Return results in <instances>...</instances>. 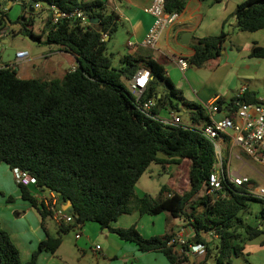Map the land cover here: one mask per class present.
I'll use <instances>...</instances> for the list:
<instances>
[{
	"label": "trees",
	"instance_id": "16d2710c",
	"mask_svg": "<svg viewBox=\"0 0 264 264\" xmlns=\"http://www.w3.org/2000/svg\"><path fill=\"white\" fill-rule=\"evenodd\" d=\"M34 1L57 4L68 11L80 8L93 25L84 27L78 21H62L52 28L49 18L47 29L36 35L31 28L35 19L27 17L29 11L13 24L0 0V28L5 30V38L10 29L20 25L19 33L12 31L14 36L24 34L73 55L79 62L75 71L51 80H22L16 68H0V166L22 169L36 180L34 186L19 187L23 200L40 213L46 232L45 222L51 218V212L36 197L38 190L61 193L65 202H72L74 222L59 227L57 237L48 233L26 263L9 233L1 230L0 264H37L43 251L56 254L64 242L63 235L88 222L135 243L141 252H162L171 264L190 263L188 256L170 245L174 231L145 238L136 226L112 227L120 217L134 211L186 220L194 232L191 243L206 248L204 263L208 264L214 256L215 264H236V259L245 255L246 244L264 235V199L251 193L254 181L236 187L228 179L223 180L222 191L214 195L206 192L199 197L207 191L218 162L213 143L196 127L211 122L205 107L188 101L167 77L164 66L151 57L140 60L127 55L120 68L114 66L107 38L118 31L117 16L108 13L102 0ZM186 4L187 0H167L166 9L182 13ZM23 6L30 7L27 3ZM234 15L236 31L264 30V0L245 1ZM230 36L224 26L218 36L195 40V55L186 60L198 69L205 68L223 55ZM252 57L264 58V48L254 47ZM142 62L151 72V80L141 100L157 101L153 111L156 115L170 109L183 113L185 124L166 126L138 111L123 78L132 80ZM162 84L166 85L165 93L159 91ZM242 101L250 105L258 102L255 94L246 92L242 99L232 103L220 99L217 106L233 118L239 109L238 102ZM185 160L191 162L189 191L181 194L164 186L158 199L137 194V185L152 164L181 166ZM252 201L262 204L257 214L259 225H249L243 218ZM213 233L219 238L214 239Z\"/></svg>",
	"mask_w": 264,
	"mask_h": 264
},
{
	"label": "crops",
	"instance_id": "0c3cea01",
	"mask_svg": "<svg viewBox=\"0 0 264 264\" xmlns=\"http://www.w3.org/2000/svg\"><path fill=\"white\" fill-rule=\"evenodd\" d=\"M102 1L105 2L108 13L117 16L118 23L116 34L111 39L107 38L108 45L115 36H120L124 42L126 41V50L121 56L119 68L122 66L123 57L127 55H132L140 60L151 57L164 66L167 77L177 89L183 91L184 97L188 101L203 107L220 99L225 103L238 101L243 98L246 92L255 94L257 99L264 98V58L252 57L254 47L264 48V30L254 33L235 30L237 23L235 11L241 3L247 0H187L180 21L163 32L160 44L155 49L142 45L153 25V18L148 13V8L153 0ZM1 3L4 6L3 10L8 15L16 11L19 6L24 5L21 0L18 2L1 0ZM29 8L26 7L25 11H29ZM31 11L36 12L35 10ZM224 26L231 36L223 55L218 59L211 60L203 69L189 64L188 68L183 71L175 57L189 60L195 55V40L218 36ZM7 37L8 35L0 41L4 42ZM129 42L134 43V47H129ZM119 54L121 55V52ZM29 57L21 63L16 61L9 63V66L16 68L18 76L22 80L62 79L67 72L79 66L78 60L73 55L54 46L50 47L48 54L43 56V60L37 61L36 58ZM140 65V70L146 69L143 62ZM5 67H7L6 64L0 62V68ZM125 80L130 85L131 80L123 78V84ZM166 90L165 84L159 88L160 93H165ZM173 113L178 112L171 109L163 110L160 115L163 118H171ZM228 116L229 112L225 110L216 113L212 118L215 121H220ZM221 145L222 154L218 157L220 168L230 177L243 176L240 171H232V159L235 157L237 160H242L243 156L239 152L244 151L239 147L234 148L229 139H225ZM250 158L254 163H257L256 165L261 170H264V163L257 158ZM183 164L191 166L188 160H185ZM247 166L248 163L243 162L241 169ZM252 170L259 172L255 166ZM252 181L254 180L252 179ZM175 183L174 180L168 187L181 194L190 190V188L175 189ZM254 191L256 190L254 189ZM137 194L142 196L148 193L139 194L137 191ZM9 198L13 200H9ZM62 207L66 209L63 204ZM243 218L246 220L245 216ZM49 220L54 222L52 218L46 220V232L38 210L23 200L22 191L15 182L13 170L7 164H2L0 166V231L9 233L13 243L20 250L21 260L24 263L32 259L39 245L47 239L48 233L53 237L58 236L55 234H58L59 226L54 222L57 228V233H55ZM259 224L260 220L257 219L255 225ZM132 226H136L145 238L164 236L172 231L176 234L183 232L191 239L194 236L193 229L186 220L173 218L167 214L150 216L134 211L131 214L123 215L112 225L113 228H130ZM79 230L82 237L77 239L79 231L75 229L73 245H71L72 240L69 237L64 238V242L56 254L43 251L37 264H171L162 252H141L135 243L122 240L116 233L103 229L97 223L88 222ZM175 249L181 253L180 249L177 247ZM186 256L190 259L188 264H202L205 259L202 254ZM241 258L245 264H264V235L248 242L245 255ZM208 264H215L214 256Z\"/></svg>",
	"mask_w": 264,
	"mask_h": 264
},
{
	"label": "built area",
	"instance_id": "2783aa9c",
	"mask_svg": "<svg viewBox=\"0 0 264 264\" xmlns=\"http://www.w3.org/2000/svg\"><path fill=\"white\" fill-rule=\"evenodd\" d=\"M167 0H153L148 8V13L153 18V25L145 37L142 45L146 48L155 49L159 46L163 32L178 24L181 18L180 12H168L166 9ZM46 3L50 12V25L52 28L59 25L62 21H78L84 27H91L93 25L87 13L76 8L74 10H63L57 4L48 2H37L35 8H41V4ZM6 35L4 29L0 28V39ZM129 47H134V43L129 42ZM29 53L19 51L17 53L16 62L21 63L27 60ZM180 68L184 71L188 68L189 63L185 58L175 57ZM73 68L71 71H75ZM151 80V72L148 69L140 70L131 80L129 85L130 93L136 100V107L138 111L145 117L150 119L160 120L166 126L185 124L181 118V114L173 113L171 118H163L161 115L153 113L157 107V101H142L141 98L147 89ZM128 90V91H129ZM245 95V93H244ZM243 95V97H244ZM257 103L250 105L247 103L238 102L239 109L235 117H226L223 120H213V115L219 113L217 101L205 107L210 115L211 122L196 126L203 134L213 143L218 157L222 154V142L227 138L232 143L233 147L241 148L248 156L259 159L264 163V98H258ZM189 126V125H188ZM16 184L31 187L36 184V180L22 169L16 168L13 170ZM228 179L229 182L236 187H244L251 182L249 177L229 176L222 170L217 162L213 168L210 176L209 185L207 187V194L214 195L224 189L223 180ZM251 193L264 199V188L258 192L252 190ZM36 197L39 201L44 202L51 212V218L59 226H69L73 224L74 219L71 213L63 209L56 192L49 189L45 191H37ZM79 232L77 239L82 237L80 227L75 228ZM214 239L219 236L211 234ZM191 238L186 236L183 232L177 233L170 242V245L181 250L182 254L199 255L205 252L206 248L202 244L191 243Z\"/></svg>",
	"mask_w": 264,
	"mask_h": 264
},
{
	"label": "rangeland",
	"instance_id": "374dc122",
	"mask_svg": "<svg viewBox=\"0 0 264 264\" xmlns=\"http://www.w3.org/2000/svg\"><path fill=\"white\" fill-rule=\"evenodd\" d=\"M32 0H21V3L29 4ZM5 3L4 1H2ZM30 5V4H29ZM36 12H32L29 8V13L27 17L33 16L35 19V24L33 27V31L36 35H40L43 33L44 30L47 29V22L50 18V12L48 10V6L46 3L41 4V8H35ZM25 14L24 6H19L16 11H13L9 14V19L14 24L17 22L19 18H22ZM15 27V26H14ZM20 25L16 28L9 30V35L7 37L8 43L4 44L3 50L6 49H13L17 52L25 51L30 54L29 58H36L37 61L43 60V56L48 54L50 47L44 44H40L39 42L35 41L29 36L24 34H18L14 36L12 31H16L19 33ZM46 37L44 36V39ZM126 42V41H125ZM124 39L120 36H115L114 39L108 45V54L112 56L114 66L119 68V64L121 62V56L124 55L126 50ZM121 50V51H118ZM121 52V55L119 54ZM124 85L129 90V82L127 80L124 81ZM130 92V90H129ZM166 115V114H164ZM187 119V117H185ZM239 154L243 156L242 160H237L235 157L232 159V171H240L243 176L251 177L254 180V188L258 192L260 189L264 188V170H261L257 163L248 156L245 152L240 151ZM221 158V157H220ZM243 162L248 163V166L244 169H241V165ZM190 165V161L188 160ZM185 165V166H184ZM255 166L259 170V172H255L252 168ZM189 172L190 167L186 164L182 166H170V167H163L158 164H152L147 172L142 176L140 182L137 185V191L139 194L144 192L151 195L153 198L158 199L161 194L162 187L171 185V182L174 180L176 183L174 184L175 189H189L190 188V179H189ZM250 178V179H251ZM251 179V180H252ZM207 191L205 190L202 192L201 196L205 194ZM199 196V197H201ZM200 199V198H197ZM262 209V204L259 201H252L250 202L249 211L244 215L246 218V222L249 225H255L257 221L256 215ZM49 224L51 228L57 233L56 224L49 220ZM59 230V229H58ZM58 235V234H55ZM76 231L75 229L69 232L68 234L63 235L64 238H70L71 245H73L75 241ZM205 256V252H202V257ZM202 264H206L202 262ZM236 264H245L242 258L236 259Z\"/></svg>",
	"mask_w": 264,
	"mask_h": 264
},
{
	"label": "water",
	"instance_id": "95a60500",
	"mask_svg": "<svg viewBox=\"0 0 264 264\" xmlns=\"http://www.w3.org/2000/svg\"><path fill=\"white\" fill-rule=\"evenodd\" d=\"M29 4H30V9L34 10L36 2L34 0H32V1H30ZM7 43H8L7 40H5L4 42H0V53H1L0 62L3 64H6V66H9V63L16 60L18 52L16 50H13V49L3 50L4 44H7ZM181 114H183V113H181ZM58 196H59V200H60L61 204H63L65 206L66 210L69 213H74L75 208L73 207V203L70 201L65 202L64 196L61 193H59Z\"/></svg>",
	"mask_w": 264,
	"mask_h": 264
}]
</instances>
